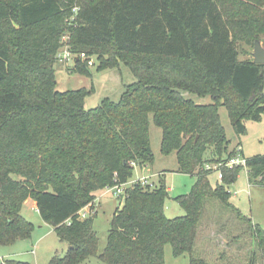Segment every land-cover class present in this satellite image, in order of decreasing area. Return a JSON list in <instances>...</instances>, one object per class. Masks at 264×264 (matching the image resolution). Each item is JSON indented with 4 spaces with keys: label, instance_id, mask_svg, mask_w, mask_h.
<instances>
[{
    "label": "trees",
    "instance_id": "16d2710c",
    "mask_svg": "<svg viewBox=\"0 0 264 264\" xmlns=\"http://www.w3.org/2000/svg\"><path fill=\"white\" fill-rule=\"evenodd\" d=\"M64 35L72 71L89 74L92 56L97 69L129 68L134 81L117 101L105 97L86 109L91 89L56 90ZM263 35L264 0H0V243L30 235L20 212L32 199L68 243L49 264L91 256L103 264H164L166 243L173 255L188 254L189 264H208L192 252L205 201L217 199L246 224L264 264V229L229 201L227 187L243 168L224 167L214 183L205 168L240 146L228 148L219 106L237 136L246 130L243 118L264 114V63L240 59ZM149 117L161 129L160 151L174 152L178 171L194 176L188 193L175 197L184 214L165 215L164 174L152 187H128L97 254L95 213L79 211L91 208L97 190L152 163ZM245 167L248 183L264 185V153L246 158Z\"/></svg>",
    "mask_w": 264,
    "mask_h": 264
},
{
    "label": "rangeland",
    "instance_id": "374dc122",
    "mask_svg": "<svg viewBox=\"0 0 264 264\" xmlns=\"http://www.w3.org/2000/svg\"><path fill=\"white\" fill-rule=\"evenodd\" d=\"M261 43L264 47V35ZM244 49L246 53H242L240 59H252L253 48L245 46ZM73 61L66 63L56 61L54 63L56 90L91 89L84 101L86 109L97 106L105 97L117 101L124 90V85L134 81L129 68L123 64L113 68L97 69V60L92 56L89 58V74H84L71 70ZM184 95L200 104L211 102L209 96L198 97L190 93ZM218 113L226 137L229 139V149L240 144L242 155L245 158L264 153V114L258 121L247 117L243 118L246 130L244 134L237 136L226 108L222 105L219 106ZM148 130L153 161L145 167L135 166L130 179L147 175L156 182L157 177L164 174L168 190L164 213L170 218L182 215L184 210L175 197L188 193L194 182V176L178 171L174 152L163 154L160 151L161 129L153 123L151 117H149ZM210 180L214 183L215 175H211ZM106 188L109 186L95 192L91 208L89 205L84 207L87 212L95 213L93 226L97 234V254L104 249L109 224L115 209L122 205V201ZM227 190L230 193L229 201L241 214L264 229V185L248 183L246 171L241 169L236 181L228 185ZM27 200L23 203L20 213L32 223L30 235L11 243H0V264L5 259H15L27 264H49V260L54 254L62 255L68 248V243L60 240L53 227L41 219L37 209L33 206V200ZM243 226L246 227V224L238 223L231 212L217 199H207L192 255L204 258L208 264H250L253 251H255L254 262L261 264L260 254L255 247L253 236ZM81 264L103 263L98 257L91 256ZM164 264H189V256L188 254L173 255L170 244L166 243L164 245Z\"/></svg>",
    "mask_w": 264,
    "mask_h": 264
},
{
    "label": "built area",
    "instance_id": "2783aa9c",
    "mask_svg": "<svg viewBox=\"0 0 264 264\" xmlns=\"http://www.w3.org/2000/svg\"><path fill=\"white\" fill-rule=\"evenodd\" d=\"M76 9V8H75ZM74 9V10H75ZM66 39L67 36L64 35L62 36V45L59 47L57 53H56V60L61 62V63H66L68 61L74 60V54L71 53V51L68 48V44H66ZM246 158L242 155L240 146H237L235 148V153L226 158L225 160H219L217 162L214 163H207L205 164V168L212 171L217 180L221 181L223 178V173L222 170L224 167H234V166H241L243 169H245L246 171ZM151 176H147V175H141L139 177H136L134 179H130L127 180L124 183H119L116 185H113L109 188H106L107 191L112 192V194L117 197L119 200H121L123 202V200L126 197V189L128 187L134 186V185H140V186H149L152 187L154 181L151 180ZM89 211L87 212L86 210H84V208H82L79 211V215L80 217H85L86 215H88ZM2 264H6L5 261L3 260Z\"/></svg>",
    "mask_w": 264,
    "mask_h": 264
},
{
    "label": "water",
    "instance_id": "95a60500",
    "mask_svg": "<svg viewBox=\"0 0 264 264\" xmlns=\"http://www.w3.org/2000/svg\"><path fill=\"white\" fill-rule=\"evenodd\" d=\"M251 56L254 63L257 64L264 63V47L260 39L254 40Z\"/></svg>",
    "mask_w": 264,
    "mask_h": 264
},
{
    "label": "crops",
    "instance_id": "0c3cea01",
    "mask_svg": "<svg viewBox=\"0 0 264 264\" xmlns=\"http://www.w3.org/2000/svg\"><path fill=\"white\" fill-rule=\"evenodd\" d=\"M146 165H143V166H141V167H145ZM26 201H28V200H26ZM33 206H34V208H36V204H35V202L33 201Z\"/></svg>",
    "mask_w": 264,
    "mask_h": 264
}]
</instances>
